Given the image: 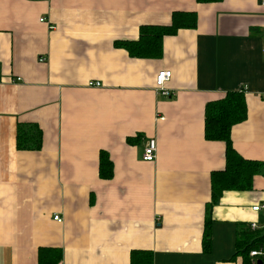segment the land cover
I'll list each match as a JSON object with an SVG mask.
<instances>
[{
	"label": "crops",
	"instance_id": "0c3cea01",
	"mask_svg": "<svg viewBox=\"0 0 264 264\" xmlns=\"http://www.w3.org/2000/svg\"><path fill=\"white\" fill-rule=\"evenodd\" d=\"M175 11L196 12L197 26L166 36L160 58L116 45ZM163 70L170 97L156 88ZM242 90L247 117L232 142L264 161L258 0H0V264H39L41 248L60 249L59 264H131L135 249L153 264H245L237 239L244 224L264 225L252 210L264 175L223 193L203 246L211 173L226 163L225 143L205 138V106ZM24 126L41 130L40 149L18 148ZM150 138L157 155L145 161Z\"/></svg>",
	"mask_w": 264,
	"mask_h": 264
},
{
	"label": "trees",
	"instance_id": "16d2710c",
	"mask_svg": "<svg viewBox=\"0 0 264 264\" xmlns=\"http://www.w3.org/2000/svg\"><path fill=\"white\" fill-rule=\"evenodd\" d=\"M221 0H197L200 3H212ZM197 14L194 11H175L169 24H145L140 26L139 37L134 40L117 41L116 45L127 50L130 56L137 58H160L163 55V41L166 36L175 35L181 29L195 28ZM247 117V104L244 91H228L219 99L207 102L205 106V138L225 143V167L211 173V201L207 204L206 224L203 238L204 251L211 249L212 209L225 191H248L254 187L257 175H264V161L242 156L234 147L231 131L235 124ZM18 148L38 150L42 145V132L37 126H24L18 130ZM113 164L109 154L100 153V176L112 177ZM237 254H241L245 264H251L252 250L264 247V232L261 228L251 229L246 223L239 231ZM131 264H153L150 250L131 251ZM62 259L60 249H42L39 264H59ZM262 264L264 260L260 259ZM259 264V262H258Z\"/></svg>",
	"mask_w": 264,
	"mask_h": 264
},
{
	"label": "built area",
	"instance_id": "2783aa9c",
	"mask_svg": "<svg viewBox=\"0 0 264 264\" xmlns=\"http://www.w3.org/2000/svg\"><path fill=\"white\" fill-rule=\"evenodd\" d=\"M258 1L260 2L261 6L264 7V0H258ZM41 20L43 21L44 18H41ZM41 60L44 61L45 58H41ZM170 77H171V71H168V70L160 71L157 74V77H156V85H157L156 88H157V91L159 93H161L162 95L166 96V97H170V96L173 95L172 91L166 85V82L170 79ZM89 85L90 86H100L101 82H99V81H95V82L91 81V82H89ZM157 148H158V145H157L156 139L155 138H150L148 140V142L146 143L144 151H143V154H142L143 160H145V161H154L155 158H156V155H157ZM252 210L255 211V212H259L261 210H264V203L257 204L255 206H253ZM54 219L59 221V222L63 221V218L60 215H57V214L54 215ZM249 226L253 230L261 228L263 230V232H264V225L259 226L258 223L255 222V221H252L249 224ZM250 257L252 258L251 264H258V261L260 259L264 260V247L262 249L252 250L250 252Z\"/></svg>",
	"mask_w": 264,
	"mask_h": 264
},
{
	"label": "water",
	"instance_id": "95a60500",
	"mask_svg": "<svg viewBox=\"0 0 264 264\" xmlns=\"http://www.w3.org/2000/svg\"><path fill=\"white\" fill-rule=\"evenodd\" d=\"M258 262H259V264H262V261L261 260H259Z\"/></svg>",
	"mask_w": 264,
	"mask_h": 264
}]
</instances>
